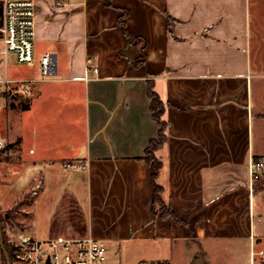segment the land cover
<instances>
[{"label":"crops","instance_id":"0c3cea01","mask_svg":"<svg viewBox=\"0 0 264 264\" xmlns=\"http://www.w3.org/2000/svg\"><path fill=\"white\" fill-rule=\"evenodd\" d=\"M35 1L37 62L18 63L11 79H32L26 104L61 106L65 118L31 156L17 154L34 173L29 182L46 170L79 172L86 234L107 246V264H264V175L256 180L251 168L264 158L255 146L264 0ZM47 53L54 70L43 80ZM150 82L167 123L155 178L144 158L160 134ZM7 147L0 162H9ZM77 161L87 168L64 169ZM156 184L170 215L155 204Z\"/></svg>","mask_w":264,"mask_h":264},{"label":"rangeland","instance_id":"374dc122","mask_svg":"<svg viewBox=\"0 0 264 264\" xmlns=\"http://www.w3.org/2000/svg\"><path fill=\"white\" fill-rule=\"evenodd\" d=\"M4 1L0 0V27ZM2 44L3 41L0 39V48ZM15 63L17 62L8 60L7 64L0 65V75L3 77L8 75L10 78L17 76L16 73L20 72L22 66ZM36 77L42 78L40 73ZM6 88V85L0 84V94L4 98V106L0 113V132L8 138L7 148L10 155L9 162H0V177L3 178L0 181V221L4 241L7 242L9 237L21 232L39 239L58 235L86 236L88 217L84 185L79 172L75 175L71 171L46 170L45 177L37 181V185L40 186L36 189V182L34 184V181L29 182L34 173L30 167L21 164L16 158L20 151L22 156H31L30 149L36 148L38 139H46L54 133V128L65 118L63 108L60 106L57 111H41L37 100L29 108L24 107L26 100L22 98H25L29 91L14 93L6 91ZM39 101L43 104L41 100ZM255 127V146L261 152V149L264 150V123L257 118ZM7 130L10 131V136L7 135ZM18 136L23 138L19 145L14 139ZM5 158V155L0 157L3 160ZM255 172L259 174L258 177H254L256 180L263 179L264 170ZM54 180H58L59 184ZM21 190L22 193L18 195ZM259 222L261 225L260 228L257 226V230L264 231V215L258 219ZM82 232L84 233L81 234ZM7 244L10 246L8 242ZM261 246L264 247V237Z\"/></svg>","mask_w":264,"mask_h":264},{"label":"built area","instance_id":"2783aa9c","mask_svg":"<svg viewBox=\"0 0 264 264\" xmlns=\"http://www.w3.org/2000/svg\"><path fill=\"white\" fill-rule=\"evenodd\" d=\"M57 6L62 2L58 1ZM37 4L35 0H5L3 5V23L0 27L1 39L0 65L8 62L10 54H14L15 61L20 64H35ZM54 65L49 53L40 60L41 79H47L53 74ZM32 79H11L8 75H0V84L7 86L6 91H29ZM3 96L0 94V113L4 106ZM8 138L0 132V153L6 148ZM64 169L77 167L85 170L84 162H65ZM252 174L264 170V158L252 163ZM40 184L36 186L38 189ZM37 192V191H36ZM7 242L11 246L12 256L10 264H107L108 248L100 240L86 235L69 237L58 235L39 239L31 234L21 232L9 237Z\"/></svg>","mask_w":264,"mask_h":264},{"label":"trees","instance_id":"16d2710c","mask_svg":"<svg viewBox=\"0 0 264 264\" xmlns=\"http://www.w3.org/2000/svg\"><path fill=\"white\" fill-rule=\"evenodd\" d=\"M1 18H2V23H3V8H2V12H1ZM145 60V53L142 50L140 52V56L137 60V64H141L143 63ZM154 88V83L150 82L149 84V90H148V94L149 97L151 99V110L153 112V116L154 118L158 121L159 125H160V134L159 137L157 139H153L150 143V146L148 147L147 151H146V156L144 157L145 159L149 160V161H153L154 165L156 167V173L154 174V178L157 176V173L161 167V162L157 159L156 155H155V151L163 145L164 141L166 140V134H165V130L167 127V123L166 121L162 118L164 112H165V104L162 101V99L160 98L159 94L153 89ZM24 107H29V105L26 104V106ZM160 192V187L156 184V197H155V204L160 203L161 204V209L163 210V214L164 215H170L172 214L171 211H169L168 209H166L165 204L162 202V199L159 195ZM88 222H86V229L88 227ZM84 232H82L81 234H83ZM4 248L6 250V252L8 253L9 257L11 258L12 256V249L10 246H8L7 242L4 241ZM3 263L4 264H8L6 256L3 252Z\"/></svg>","mask_w":264,"mask_h":264},{"label":"water","instance_id":"95a60500","mask_svg":"<svg viewBox=\"0 0 264 264\" xmlns=\"http://www.w3.org/2000/svg\"><path fill=\"white\" fill-rule=\"evenodd\" d=\"M0 246H1L2 251L4 252V254L6 256L8 264H10V257L4 248V234H3V228L1 226V221H0ZM47 264H50V262H48Z\"/></svg>","mask_w":264,"mask_h":264}]
</instances>
